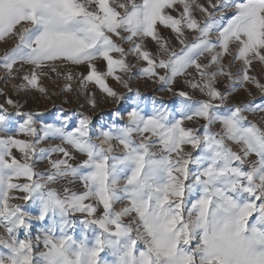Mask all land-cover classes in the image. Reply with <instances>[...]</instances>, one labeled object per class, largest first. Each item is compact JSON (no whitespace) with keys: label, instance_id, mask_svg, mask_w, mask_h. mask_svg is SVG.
<instances>
[{"label":"snow or ice","instance_id":"obj_1","mask_svg":"<svg viewBox=\"0 0 264 264\" xmlns=\"http://www.w3.org/2000/svg\"><path fill=\"white\" fill-rule=\"evenodd\" d=\"M0 47L84 98L0 91V264H264V0H0Z\"/></svg>","mask_w":264,"mask_h":264},{"label":"rangeland","instance_id":"obj_2","mask_svg":"<svg viewBox=\"0 0 264 264\" xmlns=\"http://www.w3.org/2000/svg\"><path fill=\"white\" fill-rule=\"evenodd\" d=\"M166 35L168 34L167 32L165 33ZM3 47H0V53H2ZM72 67L74 71H83L84 69L81 68H75L74 66H69ZM260 69L257 68V72H259ZM0 75H3L2 72H0ZM16 83H19V81H16ZM46 86L49 88V91H56L59 93V87L56 85H53L50 82H45ZM63 81H60V84H62ZM113 86L115 87V82H112ZM74 88L76 87V84L74 82L73 84ZM177 86H182V82L180 85ZM133 87L139 88L141 91L142 95L146 97H153L155 96L158 100L163 101L165 104L171 105L172 104V97L170 94L162 93V92H157L156 88L158 85H153L150 82H144V81H139L137 84H134ZM0 91L3 93L11 96L12 99L14 100H20V102H25L26 103V108L27 109H32V110H39V111H45L46 115L47 113H54L57 111L58 108H63L65 112H70L73 109H79V105L81 103H84V98L81 96L79 100H77V97L75 93H63V94H58L57 96L53 97L52 100H47L40 96L38 93H33V94H21L17 95L16 90L12 87V83H5L2 79H0ZM4 96L0 95V103L4 102ZM238 98H244L243 93L240 94ZM257 100L260 99L259 94L257 93L256 96ZM68 100L67 104H64L63 101ZM55 105V107H54ZM116 106L104 101L100 102V106L97 109L95 113H93L94 119H98L99 117L103 116L105 119H108V114L112 111L113 108ZM257 120H259V117L257 116Z\"/></svg>","mask_w":264,"mask_h":264}]
</instances>
